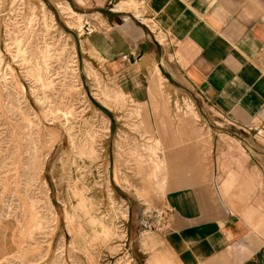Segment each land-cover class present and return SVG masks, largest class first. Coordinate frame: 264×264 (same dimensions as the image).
I'll return each mask as SVG.
<instances>
[{
  "label": "rangeland",
  "instance_id": "obj_1",
  "mask_svg": "<svg viewBox=\"0 0 264 264\" xmlns=\"http://www.w3.org/2000/svg\"><path fill=\"white\" fill-rule=\"evenodd\" d=\"M78 18L63 0H0V264H175L146 253L179 150L162 113L201 130L200 111L159 81L148 108L126 90L133 71L90 57Z\"/></svg>",
  "mask_w": 264,
  "mask_h": 264
},
{
  "label": "crops",
  "instance_id": "obj_2",
  "mask_svg": "<svg viewBox=\"0 0 264 264\" xmlns=\"http://www.w3.org/2000/svg\"><path fill=\"white\" fill-rule=\"evenodd\" d=\"M63 2L77 24L96 28L82 34L90 57L123 78L133 71L126 90L148 108L159 81L164 97H187L200 111L201 130L162 113L179 150L168 164L167 224L146 253L175 264H264V0ZM229 138L242 149L224 148ZM251 139L263 142L251 148ZM182 153L192 165L179 167Z\"/></svg>",
  "mask_w": 264,
  "mask_h": 264
},
{
  "label": "built area",
  "instance_id": "obj_3",
  "mask_svg": "<svg viewBox=\"0 0 264 264\" xmlns=\"http://www.w3.org/2000/svg\"><path fill=\"white\" fill-rule=\"evenodd\" d=\"M84 34L91 35L96 32V28L92 22L86 21L83 25Z\"/></svg>",
  "mask_w": 264,
  "mask_h": 264
}]
</instances>
